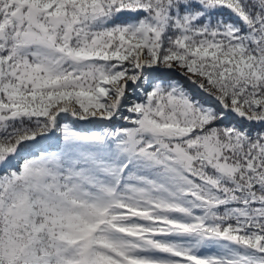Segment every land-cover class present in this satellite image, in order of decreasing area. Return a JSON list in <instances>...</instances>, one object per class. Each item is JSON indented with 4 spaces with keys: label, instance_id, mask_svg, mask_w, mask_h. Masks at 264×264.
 Segmentation results:
<instances>
[{
    "label": "snow or ice",
    "instance_id": "1",
    "mask_svg": "<svg viewBox=\"0 0 264 264\" xmlns=\"http://www.w3.org/2000/svg\"><path fill=\"white\" fill-rule=\"evenodd\" d=\"M0 264H264V0H0Z\"/></svg>",
    "mask_w": 264,
    "mask_h": 264
}]
</instances>
